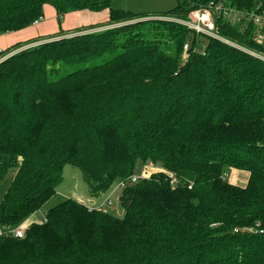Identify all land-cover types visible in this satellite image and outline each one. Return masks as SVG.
<instances>
[{"label":"trees","instance_id":"trees-1","mask_svg":"<svg viewBox=\"0 0 264 264\" xmlns=\"http://www.w3.org/2000/svg\"><path fill=\"white\" fill-rule=\"evenodd\" d=\"M112 2L0 0V35L41 23L46 5L59 25L0 50V184L14 171L0 225L38 212L67 163L92 198L127 184L122 217L65 200L23 237L1 235L0 264H264V23L253 17L264 0H177L153 14ZM202 8L231 43L172 20ZM106 9L122 24L62 27L67 13ZM140 161L164 172L132 186ZM228 167L249 173L244 186Z\"/></svg>","mask_w":264,"mask_h":264},{"label":"rangeland","instance_id":"rangeland-1","mask_svg":"<svg viewBox=\"0 0 264 264\" xmlns=\"http://www.w3.org/2000/svg\"><path fill=\"white\" fill-rule=\"evenodd\" d=\"M119 1V8L120 9H125V10H133L134 12H147L149 14H153V13H157V12H161V11H166L169 10L173 7L176 6L177 4V0H114L112 5H115V2ZM118 8V7H115ZM108 11V9H106ZM103 10L101 11V15L99 17L93 16V21L94 23H90L89 25H92L93 28L90 30H86L83 32H80L78 34H82L85 32H96V31H103V30H108L111 29L113 27L119 26L122 23H108V18H109V14L106 13ZM79 12L85 13L82 15H86L88 14V12H92V11H88V10H78ZM74 12V11H73ZM105 13V14H102ZM90 19L91 15H87ZM160 19H170V18H160ZM259 19L261 22L262 16L258 15L256 17V20ZM143 20V19H139ZM255 20V21H256ZM45 21V18L44 20ZM42 21V22H43ZM75 22L78 23V21L75 19ZM134 22V21H132ZM257 22V21H256ZM86 26V25H85ZM260 33V32H259ZM74 33L71 34H67V36H71ZM48 40H52V39H47L45 41ZM220 40H223L225 42L231 43L229 41H227L226 39H224L223 37L220 38ZM44 41V42H45ZM33 45L36 44H29L26 45L25 48H29ZM18 51V50H16ZM16 51H13V53H15ZM100 59V58H97ZM96 59V60H97ZM89 60V59H88ZM71 66H62L60 69L61 71H65L66 69H71ZM164 170L160 167H154V165L152 166H148V164L145 163H141L138 162L137 166L134 170V172L132 174H130L128 177H132L135 176L137 177V179L135 181H132L131 185H135V183L140 182L139 184H141L142 182H146V181H151L153 180L152 178L160 173H163ZM248 175L249 173L246 172L245 170H240L237 168H229L227 169V174L225 175V178L227 181L233 183V184H238L241 186H244L247 182L248 179ZM13 176H14V171H10V173L4 178V180L2 181V183L0 184V202L4 196V194L6 193L7 189L9 188L12 180H13ZM63 180L61 182V184L58 186V189L56 191V193L44 204V206L38 211L36 212L34 215H32L31 217H29V220H31L32 222L25 221L22 224H20L19 226L27 228L31 223H33L34 221L36 222H42L41 220L43 218H45V213L52 207L58 205L59 203L68 200V199H72V200H76V201H80L84 204H86L90 209H97L95 205H93L92 203L97 202L99 198H101L103 201H105L107 199V197L109 196V198L112 197L111 205L108 206H103L101 209H97V210H104L105 212H109L115 216H119L122 217L125 213L124 208L122 206V204L120 203V198H121V192L123 187H118L119 186V182H124L123 180H118L115 184L114 187H112L109 191L106 193H101V195L99 197H91L90 196V191H89V186L87 185L83 173L81 171V169L73 164H69L67 163L64 168H63ZM127 185V184H126ZM117 187V190L115 192H112L114 190V188ZM101 200V201H102ZM18 227V226H17ZM11 228V227H10ZM16 228V227H14Z\"/></svg>","mask_w":264,"mask_h":264},{"label":"crops","instance_id":"crops-1","mask_svg":"<svg viewBox=\"0 0 264 264\" xmlns=\"http://www.w3.org/2000/svg\"><path fill=\"white\" fill-rule=\"evenodd\" d=\"M118 4H119V1H116L114 7L119 8L120 6ZM105 12L108 13L107 10ZM82 14H85V13L74 11V12L65 14L62 18L63 29L71 30L76 27L85 26L90 23H94L92 19L93 16L99 17L101 15L100 12H91V13L88 12V14L86 15H82ZM102 14H105V13H102ZM87 15H91L90 19ZM44 18H45V21L41 23L31 25L29 27L23 28L18 31H13V32L0 35V49L4 50L18 42L28 41L32 39H41V37H45L47 35L57 33L59 31L57 15H56L55 9L51 5L45 6ZM75 19L78 21V23L75 22ZM259 37L264 42V31L259 33ZM39 42L41 41L37 40V42H35L34 44L39 43ZM99 200H101V198H99ZM29 217L25 221H28ZM29 221L32 222L31 220Z\"/></svg>","mask_w":264,"mask_h":264},{"label":"built area","instance_id":"built-area-1","mask_svg":"<svg viewBox=\"0 0 264 264\" xmlns=\"http://www.w3.org/2000/svg\"><path fill=\"white\" fill-rule=\"evenodd\" d=\"M213 9L211 8H202V9H195L193 11L190 12L189 14V19L188 20H180V19H175L173 18L172 20H175L177 22L183 23L187 26H189L190 28L194 29L197 33H204L206 35L215 37L220 39V35L217 32V27L216 24L214 22V14L212 11ZM218 10V9H215ZM256 20L257 16H254ZM257 22H259L260 20L257 19ZM261 22L264 23V16H262ZM39 22H35V24H38ZM184 49H188V44L184 45ZM1 50V49H0ZM9 55L0 58V61H2L3 59L7 58ZM152 166V163L148 164V166ZM137 179V177L132 176L129 178V183H131L132 181H135ZM175 181V179L172 180V183ZM119 188L120 187H125L126 183L124 182H119ZM117 190V187L114 188V190L112 192H115ZM111 198H109V196L107 197V199L105 201H102L101 203H92L93 205L96 206L97 209H101L103 206H108L111 205ZM1 235H14L16 237H23L24 236V227L22 226H18L16 228H4L0 225V236Z\"/></svg>","mask_w":264,"mask_h":264}]
</instances>
